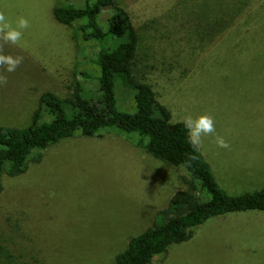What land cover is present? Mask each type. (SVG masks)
Wrapping results in <instances>:
<instances>
[{"label":"rangeland","instance_id":"rangeland-1","mask_svg":"<svg viewBox=\"0 0 264 264\" xmlns=\"http://www.w3.org/2000/svg\"><path fill=\"white\" fill-rule=\"evenodd\" d=\"M113 1L138 36L133 76L150 87L170 122L209 113L229 142L219 148L207 136L199 150L218 186L227 195L263 188L264 0ZM70 4L81 1L0 0L13 25L21 16L30 25L19 45L3 47L23 63L12 73L0 68L8 77L0 86V126H27L44 92L63 100L76 84L82 97L98 96L96 81L79 76L96 75V43L79 38L77 22L64 26L51 16L52 8ZM112 11L98 15L101 29ZM132 94L116 82L120 111L133 112ZM50 119L41 107L40 121ZM138 150L122 136L76 134L33 151L22 174H2L0 262L112 264L173 192L188 189L183 170ZM149 264H264V213L212 218Z\"/></svg>","mask_w":264,"mask_h":264},{"label":"trees","instance_id":"trees-1","mask_svg":"<svg viewBox=\"0 0 264 264\" xmlns=\"http://www.w3.org/2000/svg\"><path fill=\"white\" fill-rule=\"evenodd\" d=\"M81 6H56L51 10L55 22L71 26L85 42H95L97 52L90 63L96 75L80 72L85 80H95L98 96L95 100L82 97L78 85L70 86L63 100L50 92L38 99V107L23 128L0 126V178L14 177L26 170L33 151L45 149L76 134L82 137L104 133L122 136L133 146L143 149L153 158L179 167L189 176L188 189L171 194L166 205L157 210L150 227L129 238L125 248L116 254L112 264H149L174 244L191 236V229L208 220L235 213H264V187L249 193L227 195L217 184L208 163L187 140L183 122H170L168 111L159 105L150 87L133 76V62L138 43L137 33L122 8L113 0H80ZM103 8L113 11L101 29L97 17ZM133 92V112L117 108L115 84ZM51 116L40 121V108ZM194 155L195 160H189ZM38 158V156H37ZM197 183L203 199L194 195ZM0 264H12L6 260Z\"/></svg>","mask_w":264,"mask_h":264},{"label":"clouds","instance_id":"clouds-1","mask_svg":"<svg viewBox=\"0 0 264 264\" xmlns=\"http://www.w3.org/2000/svg\"><path fill=\"white\" fill-rule=\"evenodd\" d=\"M29 20L23 16L19 17L15 25L9 21L5 13L0 11V68L7 73L15 72L16 69L23 63V56L4 54V44L19 45L23 31L29 27ZM8 82L7 75L0 73V86L6 85ZM182 122L187 129V140L192 149L199 151L203 147L204 138L213 136L214 142L219 148H230L229 142L221 135L216 134L214 117L209 113H204L193 118L191 114L183 117ZM194 155L189 157V160H195Z\"/></svg>","mask_w":264,"mask_h":264},{"label":"crops","instance_id":"crops-1","mask_svg":"<svg viewBox=\"0 0 264 264\" xmlns=\"http://www.w3.org/2000/svg\"><path fill=\"white\" fill-rule=\"evenodd\" d=\"M138 151H141V148H138ZM135 157H138V159L141 157L139 153L135 154ZM171 196V195H170ZM169 199V198H168ZM168 201V200H167ZM157 208V207H156ZM159 210L158 208L156 209V211Z\"/></svg>","mask_w":264,"mask_h":264}]
</instances>
